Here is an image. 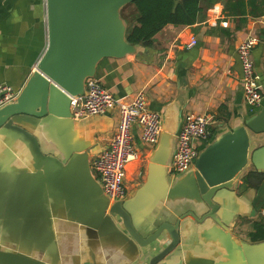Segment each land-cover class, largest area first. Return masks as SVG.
I'll list each match as a JSON object with an SVG mask.
<instances>
[{
	"label": "crops",
	"instance_id": "0c3cea01",
	"mask_svg": "<svg viewBox=\"0 0 264 264\" xmlns=\"http://www.w3.org/2000/svg\"><path fill=\"white\" fill-rule=\"evenodd\" d=\"M124 19L127 32L130 22ZM250 35L257 38L251 58L263 97L253 109L243 97L236 54ZM46 44L45 0H0V82L19 92ZM138 45L134 53L100 59L94 77L121 102L144 91L148 106L160 113L162 134L169 137L170 154L162 166L170 188L180 176L171 173L170 156L186 113L212 117L211 137L195 142L200 151L264 107V0H214L195 23L166 24L149 45ZM117 119V108L80 120L51 113L38 119L31 130L42 152L56 159L44 164L35 161L25 140L0 128V264H135L142 249L108 214L111 202L91 167ZM139 134L134 128L138 157L126 166V199L152 225L178 221L180 252L171 264H264V249L256 248L264 238L251 237L256 224L264 225V136L255 143L254 162L231 189L214 196L216 222L196 217L208 210L197 199L182 204L179 197L158 198L161 164L151 158L159 142L145 144ZM241 244L248 246V258L241 255Z\"/></svg>",
	"mask_w": 264,
	"mask_h": 264
},
{
	"label": "water",
	"instance_id": "95a60500",
	"mask_svg": "<svg viewBox=\"0 0 264 264\" xmlns=\"http://www.w3.org/2000/svg\"><path fill=\"white\" fill-rule=\"evenodd\" d=\"M132 1L45 0V50L15 99L0 107V128L15 132L25 140L38 163L55 162L56 159L42 152L38 138L31 130L37 126V120L48 113L69 115L74 119L70 97L84 93L85 80L95 75L98 61L104 57L120 58L138 50V44L127 41L126 20L121 15V8ZM162 132L163 123L157 150L151 158L161 164L158 198L162 201L164 197H179L182 204L197 199V204L204 202L208 210L200 217L193 211L188 214L199 220L209 216L220 222L215 214L219 204L213 198L221 196L223 192L218 193L220 190L231 189L234 181L254 162L255 143L264 136V107L245 119L242 125L220 134L202 150L197 149L193 170L188 168L182 172L170 188L163 169L170 154L169 137ZM151 174L153 171L146 186L152 181ZM181 188L187 191L178 195L176 191ZM132 202L125 196L112 201L107 209L108 214L120 221L125 232L142 249L135 264H171L180 252L178 221L163 220L152 225L142 220V213L131 209ZM135 208L140 209L138 206ZM239 247L241 255L248 258V246L241 244ZM256 248L263 250L264 242Z\"/></svg>",
	"mask_w": 264,
	"mask_h": 264
},
{
	"label": "built area",
	"instance_id": "2783aa9c",
	"mask_svg": "<svg viewBox=\"0 0 264 264\" xmlns=\"http://www.w3.org/2000/svg\"><path fill=\"white\" fill-rule=\"evenodd\" d=\"M256 42L257 38L250 35L236 46L241 67L243 97L251 109L261 105L263 99L251 58V50ZM193 43L192 38L187 45ZM17 94L18 91L11 85L0 82V107L14 100ZM113 108L118 109L115 129L104 149L91 160L92 170L110 202L126 196V166L138 157V150L134 145V128H140L139 138L148 145L158 142L162 130V117L157 110L148 106L142 90L137 91L130 100L121 102L92 76L85 80L84 93L70 97L71 116L76 120ZM211 123L212 117L205 113L189 112L184 115L170 156L171 173L181 174L191 167L198 152L195 142H206L211 137Z\"/></svg>",
	"mask_w": 264,
	"mask_h": 264
},
{
	"label": "trees",
	"instance_id": "16d2710c",
	"mask_svg": "<svg viewBox=\"0 0 264 264\" xmlns=\"http://www.w3.org/2000/svg\"><path fill=\"white\" fill-rule=\"evenodd\" d=\"M214 0H134L121 9L130 22L127 41L149 45L153 36L166 24L191 25ZM125 7H128L127 12ZM130 8H133L130 9ZM132 10V11H131ZM253 239L264 238V225L256 224Z\"/></svg>",
	"mask_w": 264,
	"mask_h": 264
},
{
	"label": "rangeland",
	"instance_id": "374dc122",
	"mask_svg": "<svg viewBox=\"0 0 264 264\" xmlns=\"http://www.w3.org/2000/svg\"><path fill=\"white\" fill-rule=\"evenodd\" d=\"M123 7H124V6H123ZM123 7H122V8H123ZM122 8H121V9H122ZM127 9H128V7H125L126 12H127ZM130 9H131V8H130ZM128 10H129V9H128Z\"/></svg>",
	"mask_w": 264,
	"mask_h": 264
}]
</instances>
